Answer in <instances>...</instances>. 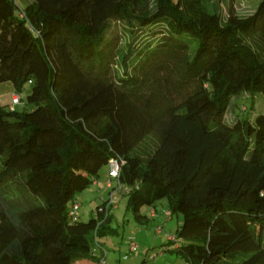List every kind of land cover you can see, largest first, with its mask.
<instances>
[{
    "label": "trees",
    "instance_id": "trees-1",
    "mask_svg": "<svg viewBox=\"0 0 264 264\" xmlns=\"http://www.w3.org/2000/svg\"><path fill=\"white\" fill-rule=\"evenodd\" d=\"M224 1L222 19L211 0H0V82L29 87L0 103V264H98L112 204H67L110 157L136 222L159 199L180 215L185 264H264V112L223 121L264 96V0ZM109 20L160 35L119 53Z\"/></svg>",
    "mask_w": 264,
    "mask_h": 264
},
{
    "label": "rangeland",
    "instance_id": "rangeland-1",
    "mask_svg": "<svg viewBox=\"0 0 264 264\" xmlns=\"http://www.w3.org/2000/svg\"><path fill=\"white\" fill-rule=\"evenodd\" d=\"M150 1L153 3V0ZM211 1L219 5L220 14L222 19H224L225 1ZM259 1L235 0V14L239 17L251 14ZM22 3L20 1L18 2L20 6ZM153 28L154 30L152 31L154 34L150 31ZM160 29L161 27L159 25H155L146 31L134 27L131 30L123 22L109 20L107 33L115 32L119 36L118 50L119 53H124L129 45L134 46L133 44L136 45L138 41L146 40L151 33L155 40L160 35ZM262 58H264V55H262ZM115 70L116 74L121 71L118 62ZM28 88V85L24 84L16 93L23 97L28 92ZM13 93L14 86L11 82H0V103L10 104L17 111L23 110L24 104L22 101L19 100L14 104L11 103L10 99ZM256 112H264V96L257 93L240 92L230 99L223 116V121L230 123L234 116L245 118L251 115L250 117H252ZM103 172L104 166L99 169V175L95 183L76 194L74 203H78L79 205L77 210L78 219L86 220L93 213L96 205L100 204L107 197L110 189L104 185ZM4 189L7 191L4 192L6 195L14 196V193L9 188ZM123 192H125V186L113 192L114 199L109 209L110 217L108 221V227L111 231L97 236L100 248L104 251L103 264H185L181 257L171 251L174 243L166 240L167 235H174L175 229L181 221L180 215L172 213L169 219H164L162 209L167 210L166 204L164 199H159L154 202L153 206L143 205L139 209V212L145 214L147 217L148 210L155 209L158 218L153 219L148 217L145 223H138L125 207L127 196ZM70 205L71 203H68L67 207H70ZM157 226L160 227L159 231L156 230ZM130 237L133 238L136 244V250L133 252L128 251ZM262 246L264 248V233ZM92 252L97 256L100 255L98 247H95ZM245 257L246 255L238 256L235 260Z\"/></svg>",
    "mask_w": 264,
    "mask_h": 264
},
{
    "label": "built area",
    "instance_id": "built-area-1",
    "mask_svg": "<svg viewBox=\"0 0 264 264\" xmlns=\"http://www.w3.org/2000/svg\"><path fill=\"white\" fill-rule=\"evenodd\" d=\"M10 100H11L12 104L17 103L20 100V96L16 92H14L11 95ZM118 172H119V161L114 157H110L107 160V178L104 182L105 187H110L112 180H116V178L118 176ZM113 199H114V195H113V190H112L108 193L107 197L102 200V202H104V206L102 208H99L98 210L100 211L102 209L103 210L107 209V207L112 204ZM77 207H78L77 203H71L70 207H68V209H67V214L70 217L74 218L77 215ZM152 216L153 217L156 216V213L154 211H152ZM162 216L166 220L169 219L170 218L169 211L163 210ZM156 230L159 231L160 227L157 226ZM129 240L130 241L128 244V251L133 252L136 250V244L134 243L132 237H130ZM166 240L168 242H173L174 243L173 247H176L178 239L174 235H167ZM100 251H101V256H100V260L98 261V264H103L104 263V261H103L104 251L102 249Z\"/></svg>",
    "mask_w": 264,
    "mask_h": 264
},
{
    "label": "crops",
    "instance_id": "crops-1",
    "mask_svg": "<svg viewBox=\"0 0 264 264\" xmlns=\"http://www.w3.org/2000/svg\"><path fill=\"white\" fill-rule=\"evenodd\" d=\"M234 8H235V2H234ZM105 174H106V166H104V172H103V174H102V177H103V180L105 179ZM95 182H93L91 185H93ZM78 204V203H77ZM78 208H79V205H78V207H77V210H78ZM155 210V209H154ZM154 210H152V209H149L148 210V212H147V214H148V217H150V218H153V219H157L158 218V215L156 214V216H152V211H154ZM163 210H165V209H162V211ZM155 213H156V211H154Z\"/></svg>",
    "mask_w": 264,
    "mask_h": 264
}]
</instances>
